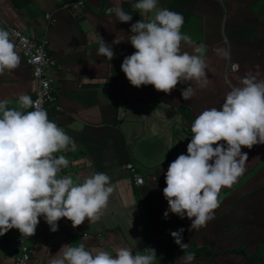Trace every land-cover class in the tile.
<instances>
[{"label": "crops", "instance_id": "obj_1", "mask_svg": "<svg viewBox=\"0 0 264 264\" xmlns=\"http://www.w3.org/2000/svg\"><path fill=\"white\" fill-rule=\"evenodd\" d=\"M71 1L0 0V29L18 28L27 36L44 39L56 60L50 74L57 99L47 107V114L77 146L56 153L69 161L59 175L81 183L92 173L104 172L113 192L99 220L86 219L76 228L62 218L58 231L52 232L40 217L31 238L29 264H50L63 245L81 243L86 250H105L113 256L119 247L134 254L152 248L155 264H185V254L167 239L178 216L164 217L168 209L163 196L165 173L180 154H187L197 115L218 108L245 73L264 81V0H158V9L184 16L181 32L191 37L192 44H182V51L195 54L193 49L203 45L208 66L205 88L187 81L168 94L151 85L132 86L121 64L135 49L127 39L113 43L127 37L133 23L147 21L152 14L135 10L136 0H91L81 12L73 13ZM112 7L121 8L132 20L117 21L106 12ZM101 39L112 47L111 60L97 54ZM221 48L227 50V57L217 54ZM16 51L19 67L0 74V100H7L9 108L18 107L21 94L33 98L36 87ZM231 64L238 70L230 72ZM188 86L195 95L186 101L181 90ZM242 152L248 154L245 171L231 187L222 188L213 218L206 226L191 229V220L185 217L177 229H184L181 242L187 247H207L213 254L211 260L195 259L192 264H250L248 257L264 259V144L242 147ZM128 163L142 176V185H134ZM16 231L0 236V264H10L15 257ZM238 249L244 254L233 252Z\"/></svg>", "mask_w": 264, "mask_h": 264}, {"label": "clouds", "instance_id": "obj_2", "mask_svg": "<svg viewBox=\"0 0 264 264\" xmlns=\"http://www.w3.org/2000/svg\"><path fill=\"white\" fill-rule=\"evenodd\" d=\"M158 0H136L134 9L142 15L130 27L125 39L135 49L126 56L121 71L129 83L140 88L151 85L156 91L170 93L180 83L195 81L198 88L208 84L204 46L195 47L190 54L182 51V44H192L191 37L181 32L184 16L167 8L158 9ZM116 20L127 23L132 16L119 7L106 10ZM18 35L0 29V74L19 67L20 56L13 37ZM97 54L111 60L112 47L102 39ZM217 54L228 56L227 50ZM238 69V65H233ZM195 89L181 90L184 100H190ZM32 111H23L26 109ZM191 140L187 154H180L165 173L163 196L168 204L164 212L185 216L191 220V229L206 226L220 206L219 193L231 187L245 171L248 154L243 148L264 144V81H258L250 71L231 86L223 103L217 108L203 110L191 124ZM215 145V147H214ZM76 143L64 129L50 120L47 111L27 94L18 97V107L9 108L7 100H0V236L18 229L22 236L35 234L40 217L50 231H58V221L66 218L72 227L87 219L99 220L113 192L110 178L104 172H95L75 183L71 176H60L68 166L64 155L74 151ZM184 229L171 232L175 243L182 249ZM156 251L145 248L135 254L127 247L108 251L86 250L63 245L50 264H155ZM185 264L195 257L185 254Z\"/></svg>", "mask_w": 264, "mask_h": 264}, {"label": "built area", "instance_id": "obj_3", "mask_svg": "<svg viewBox=\"0 0 264 264\" xmlns=\"http://www.w3.org/2000/svg\"><path fill=\"white\" fill-rule=\"evenodd\" d=\"M91 0H72L69 8L73 13L81 12L88 2ZM45 19L50 21L49 14H45ZM9 32L16 33L13 37V42L16 45V49L21 53L24 58L25 65L30 69L31 76L35 82V91L32 100L37 101L47 111L49 105H54L57 99V91L53 86V77L50 71L55 67L56 60L47 51V42L37 40L33 37L27 36L18 28H9ZM233 65L229 66L230 72H235L238 69H234ZM29 109L28 111H32ZM126 169L130 172L132 181L136 187L142 185L143 178L137 172L133 164H126ZM32 236L25 237L17 229L13 238V244L15 249V257L10 264H29L33 253L31 245Z\"/></svg>", "mask_w": 264, "mask_h": 264}, {"label": "trees", "instance_id": "obj_4", "mask_svg": "<svg viewBox=\"0 0 264 264\" xmlns=\"http://www.w3.org/2000/svg\"><path fill=\"white\" fill-rule=\"evenodd\" d=\"M192 121H194V120H192ZM183 219H181L179 216L177 217L171 232H174V231H176L178 229V227L181 225ZM171 232L167 236V239L169 240V242L171 243L172 247L176 251H178V252H180L182 254H191V255H193L195 257L196 260L203 259V258L211 260L213 258L212 252L207 247H200V248L187 247V248L182 249L179 245H177L175 243V240L171 236ZM233 252H239L241 254H244V250L243 249H238L237 251L233 250ZM248 261H249L250 264H264V259H259L258 256L257 257H248Z\"/></svg>", "mask_w": 264, "mask_h": 264}, {"label": "rangeland", "instance_id": "obj_5", "mask_svg": "<svg viewBox=\"0 0 264 264\" xmlns=\"http://www.w3.org/2000/svg\"><path fill=\"white\" fill-rule=\"evenodd\" d=\"M228 80H231V78L228 77Z\"/></svg>", "mask_w": 264, "mask_h": 264}]
</instances>
